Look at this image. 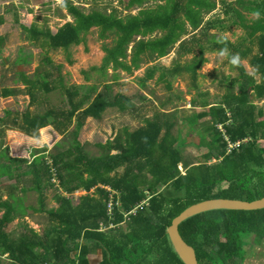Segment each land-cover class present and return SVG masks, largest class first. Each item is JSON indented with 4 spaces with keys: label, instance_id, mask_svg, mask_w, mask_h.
Instances as JSON below:
<instances>
[{
    "label": "trees",
    "instance_id": "1",
    "mask_svg": "<svg viewBox=\"0 0 264 264\" xmlns=\"http://www.w3.org/2000/svg\"><path fill=\"white\" fill-rule=\"evenodd\" d=\"M147 1L126 0V10H138L125 16L114 11L86 13L66 1L62 7L73 22L55 34L48 28L21 25L26 39L42 54L33 74L16 73L27 90L29 105L37 102L39 93L54 91L60 92L64 104L44 112H33L29 106L22 112L6 110L0 118V134L13 129L38 138L41 129L51 126L61 139L51 149L46 146L42 152L31 153L29 159L12 157L7 148L0 151V264L3 258H7L5 264H186L168 230L189 206L218 198H264V110L256 104L264 100V0H153L152 6L142 7ZM218 2L224 17L205 20ZM230 27L243 31L245 38L232 43L210 33ZM190 28L202 37L191 61L172 68L146 67L139 86L145 88L159 73L158 82L167 83L172 90V79L186 73L198 88V71L207 62L205 55L227 53L231 74L222 77L227 92L212 103L193 98L191 105L202 110L182 117L187 129L206 117L210 124L196 127V137L184 136L174 120L178 108L158 112L143 118L136 129L124 128L113 139L97 144L101 153L90 155L79 139L86 121L100 120L108 109L127 113L135 105L130 98L112 94L109 81L100 83L102 88L97 83L68 84L60 73L61 64L50 53H68L85 44L91 31L97 30L99 39L106 42L102 48L105 56L103 63L91 70L107 73L112 68L131 74L167 58L178 44H188L184 39ZM26 54L20 49L13 65ZM234 56L235 64L231 62ZM244 60L254 74L247 72L241 63ZM66 62L73 63L70 58ZM82 73L89 81L91 72ZM14 94L10 88L2 91L5 98ZM236 143L239 145L228 151L229 144ZM188 144L205 149L204 161L196 163L185 155ZM2 179L8 181L4 190ZM100 186H109L119 194L112 221L106 212L108 193ZM52 189L56 208L47 209V193ZM28 190L37 194L38 208H31L47 214L48 226L38 232L22 223L24 231L14 235L7 229L25 217L22 195ZM79 190L87 193L75 202ZM5 193L7 199H3ZM110 223L116 228L108 229ZM180 233L195 249L200 264H246L250 254L244 247L250 244L244 237H253L250 247L262 244L264 209L214 210L187 220ZM91 256L99 260L95 262Z\"/></svg>",
    "mask_w": 264,
    "mask_h": 264
},
{
    "label": "rangeland",
    "instance_id": "2",
    "mask_svg": "<svg viewBox=\"0 0 264 264\" xmlns=\"http://www.w3.org/2000/svg\"><path fill=\"white\" fill-rule=\"evenodd\" d=\"M66 1L79 6L86 13L92 10L107 13L114 11L118 15L125 16L128 12L135 14L138 10L136 8L126 10V0H0V118L3 117L6 110L22 112L29 106L33 112H44L49 108H61L62 104H64V101H62L64 98H61L60 92L54 91L49 95L39 93L37 102L29 105L30 98L27 90L22 82L17 80L16 73L23 71L27 74H33L40 62V55H42L41 51L36 49L26 39L21 25H34L43 29L48 28L55 34L61 26L73 22L72 16L62 7V3ZM153 3V0H148L142 7L152 6ZM223 11L224 8L218 2L217 9L206 15L205 20H213L217 17L223 18ZM225 22L228 25V19H225ZM210 33L216 35L218 38H226L232 43H235L238 39L245 38L244 32L235 27H230L225 32L218 29L211 30ZM199 34L200 32L192 33V28H190L189 35L184 39L188 41V44H178L167 58L154 64L141 66L131 74L120 69L113 70L112 68H109L107 73H103L101 70H91L92 67H99L103 63L105 56L102 48L106 42L99 39L97 30L91 31L87 36L85 44L72 48L68 53L64 51L50 53V57L57 64H61L60 73L68 84H100L109 81L112 87V94H120L130 98L135 105V109L127 113H121L116 108L108 109L100 120L89 119L86 121L79 139L81 143L85 144V148L90 155L96 156L101 153L97 144L113 139L115 134L122 132L124 128H127L129 131L136 129L143 124V118L152 117L153 114L158 112L164 114L178 108L174 120L177 129L181 128L184 136L196 137L198 133L196 127L201 128L203 125L210 124V117H206L201 119L196 127L187 129L185 123L182 122V117H185L188 113L202 110L200 107L195 108L191 105L193 98H197L196 100L199 101L207 100L209 103H212L217 101L219 96L227 92L226 85L222 84L223 75L228 76L231 74L227 53H207L205 55L207 62L198 71L199 75L196 81L198 88L194 87L191 75L186 73L172 79V90L167 88V83L158 82L159 73L156 74L153 80L147 82L145 88L139 86V78L143 76L146 67L159 65L165 68H172L177 64L185 65L189 63L194 57L195 52L193 50H196L198 40L201 39L202 41L201 36L198 38ZM191 40L193 42H189ZM110 43V41L107 42V44ZM20 49H24L27 54L14 66L13 62L20 57ZM67 58H70L73 63L69 64L66 62ZM7 59L10 60V63H8ZM3 61H6L7 64H4ZM241 63L249 74H254V70L249 67L245 60ZM82 71L91 72L89 81L85 79ZM99 86L102 88L103 85L100 84ZM4 88L15 90L16 94L5 98L2 96ZM256 104L264 110V100L256 101ZM31 138L18 130L6 129L3 134H0V151L7 148L10 156L29 159L31 158V153L42 152L46 146L51 149L61 139V136L57 135L53 127L48 126L40 130V136L37 140ZM184 151L185 155L196 163L204 161L203 153L205 149H200L195 144H188L185 146ZM1 182L2 190H4L3 188L8 184V181L7 179H2ZM25 186H29L28 182ZM47 194V209L56 208L54 200L55 190H49ZM81 194V191L74 194L75 202ZM22 196L23 203L27 206L25 217L22 220L14 221L8 227V232L14 235L20 234L22 230L24 231L21 228L22 223H25L35 231L43 232L48 226V216L46 213L38 212V210L34 212L31 208V206L38 207L37 194L29 191ZM7 198L8 195L5 193L3 199ZM1 216L2 212L0 210V218ZM244 241L246 244H250L244 247V250L250 254V258L245 263L264 264V241L262 244L254 245L253 247H250L254 244L251 235H246ZM93 258L99 260L97 256ZM3 262L5 264L7 258H3Z\"/></svg>",
    "mask_w": 264,
    "mask_h": 264
},
{
    "label": "water",
    "instance_id": "3",
    "mask_svg": "<svg viewBox=\"0 0 264 264\" xmlns=\"http://www.w3.org/2000/svg\"><path fill=\"white\" fill-rule=\"evenodd\" d=\"M264 209V198L254 201L236 199H209L189 206L185 212L173 222L168 230L170 240L186 264H200L195 249L186 243L180 233V226L187 220L214 210H234V212H254Z\"/></svg>",
    "mask_w": 264,
    "mask_h": 264
},
{
    "label": "built area",
    "instance_id": "4",
    "mask_svg": "<svg viewBox=\"0 0 264 264\" xmlns=\"http://www.w3.org/2000/svg\"><path fill=\"white\" fill-rule=\"evenodd\" d=\"M237 145H239V143L229 144L228 151H230L233 147H236ZM47 162H49V160H47ZM52 182L57 186L56 178H53ZM100 188H103L108 193V199H107V202H106V212H107L108 218L112 221L113 220L114 209H115L116 206H119V204H120L119 194L115 190H113L111 187H109V186H100ZM79 191L82 192L81 195H84V194L87 193L84 190H79ZM93 191L94 190H91V192H93ZM133 212H134V210H133ZM133 212H131L130 214H132ZM115 228L116 227L114 226V224H112V223L109 224V228L108 229H115ZM102 229H104V227H102ZM46 264H49V263H46Z\"/></svg>",
    "mask_w": 264,
    "mask_h": 264
},
{
    "label": "crops",
    "instance_id": "5",
    "mask_svg": "<svg viewBox=\"0 0 264 264\" xmlns=\"http://www.w3.org/2000/svg\"><path fill=\"white\" fill-rule=\"evenodd\" d=\"M31 139H33V138H31ZM43 139H45V138H43ZM34 140H37V138H34ZM30 190H28L27 192H29ZM35 193V192H34ZM34 207V206H33ZM34 208H36V207H34ZM38 208V207H37ZM94 256H91V258L95 261V262H97L98 260H97V258H93Z\"/></svg>",
    "mask_w": 264,
    "mask_h": 264
},
{
    "label": "clouds",
    "instance_id": "6",
    "mask_svg": "<svg viewBox=\"0 0 264 264\" xmlns=\"http://www.w3.org/2000/svg\"><path fill=\"white\" fill-rule=\"evenodd\" d=\"M231 62L233 63V64H235L236 62H237V57H232V60H231Z\"/></svg>",
    "mask_w": 264,
    "mask_h": 264
}]
</instances>
